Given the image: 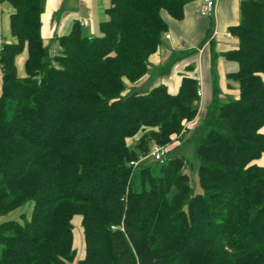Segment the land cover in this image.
I'll return each mask as SVG.
<instances>
[{
  "label": "trees",
  "instance_id": "1",
  "mask_svg": "<svg viewBox=\"0 0 264 264\" xmlns=\"http://www.w3.org/2000/svg\"><path fill=\"white\" fill-rule=\"evenodd\" d=\"M192 1L111 0L100 35L75 22L51 54L43 0H0L15 38L0 51V217L32 204L0 222V264H264V0H242L229 28L237 99L221 101L213 83L199 110L190 75L175 93L136 88L169 30L165 13L183 19ZM197 113L201 192L184 155L157 170L130 164L184 139Z\"/></svg>",
  "mask_w": 264,
  "mask_h": 264
},
{
  "label": "crops",
  "instance_id": "2",
  "mask_svg": "<svg viewBox=\"0 0 264 264\" xmlns=\"http://www.w3.org/2000/svg\"><path fill=\"white\" fill-rule=\"evenodd\" d=\"M241 1L222 0L217 3L214 12L206 17L199 14L203 0L188 3L183 19L176 20L165 13L169 30L163 35L158 50L149 58L150 70L152 68L153 71L150 73L149 70V73L136 83L137 90L152 79L153 85L150 89L165 84L170 92L175 93L182 77L190 75L201 82L203 103L211 101L213 83L216 84L218 96L222 101L237 99L239 97L237 82H230L232 79H229L228 74L236 71L238 65L225 59L224 53L235 48L238 43L229 28L240 21ZM110 3L111 0H43L41 32L50 53L58 51V37L68 34L73 24L80 23L83 18L88 19L89 23L82 27L88 29L90 35H94L100 22L107 19L106 9ZM12 12L10 4L0 3V40L3 43L15 40L10 32ZM26 58L27 51L16 58L17 68L19 64L23 65L25 70ZM132 86L129 84V88ZM260 162L264 164V159ZM80 220V216H76L74 222L80 225Z\"/></svg>",
  "mask_w": 264,
  "mask_h": 264
},
{
  "label": "rangeland",
  "instance_id": "3",
  "mask_svg": "<svg viewBox=\"0 0 264 264\" xmlns=\"http://www.w3.org/2000/svg\"><path fill=\"white\" fill-rule=\"evenodd\" d=\"M3 18H4V14L1 15V19H3ZM83 33L89 34L90 32H88V29L83 28ZM94 33H95L94 35H100L101 34L100 30H99V25L97 26V30ZM5 41H7V39H5ZM152 71H153V69L151 68L150 73ZM18 72L20 75L21 74L25 75V70L23 68V65L20 66L18 64ZM229 81L235 82L232 80H229ZM152 85H153V81L151 79L147 83H145V85H143V87L140 88L139 91H141V92L148 91L152 87ZM235 87H237V85ZM0 91H1V83H0ZM225 101H228V100H225ZM203 106H204V103L202 102L201 109ZM199 120H200V113H197V115L194 117V119H192L189 122H186V124L189 126L188 131L184 133L182 130L179 134L180 137L185 135V138L182 139L183 137L182 138L179 137L180 139H176V137H175L174 142H172V144H170L166 147L167 153L165 154V156H167V157L175 156V155H184L185 158H187L188 162L186 165V167H187L186 172L188 173V175L190 177V182H191V185H192L195 192H201V187L199 185V177H198V160H197L196 155H195V148H196L195 139L197 136V134L195 133V130L197 128L196 126L199 124ZM140 135H141V133L137 137H139ZM135 142H136L135 139L129 140V143L131 145H134ZM153 144H155V143H153ZM158 145H160V144H158ZM137 160L138 161H141V160L144 161L143 163L145 166H152L155 170L158 169L159 162L150 154V152L145 156L139 157ZM31 208H32V204L22 206V207L14 210V211L8 213L7 215L1 216L0 222L7 221V220H13V219H20V215L23 212H27L28 216H29ZM81 239H82L81 225L76 224V222H74V244L78 250H80Z\"/></svg>",
  "mask_w": 264,
  "mask_h": 264
},
{
  "label": "built area",
  "instance_id": "4",
  "mask_svg": "<svg viewBox=\"0 0 264 264\" xmlns=\"http://www.w3.org/2000/svg\"><path fill=\"white\" fill-rule=\"evenodd\" d=\"M220 1H222V0H203L202 5L199 9V14L201 16H204V17L210 16L214 12L217 3ZM88 23H89L88 19L83 18L80 20L81 25H88ZM167 37H169V34H167ZM2 48H3V42H2V40H0V51L2 50ZM198 86H199V88L197 90V95L199 96V100L196 101L195 103H196V105L199 106V110H200L201 106H202V97H203V89L201 87L200 81H198ZM188 127L189 126L187 124H185V126L183 128L184 133L188 131ZM150 154L156 160L163 161L165 158V154H166V146L158 145V144H152L151 149H150ZM141 161H138V160L131 161L130 164L134 168H136L141 163Z\"/></svg>",
  "mask_w": 264,
  "mask_h": 264
}]
</instances>
